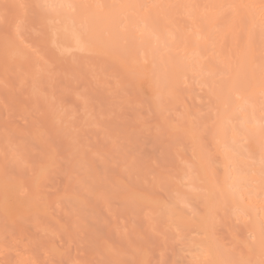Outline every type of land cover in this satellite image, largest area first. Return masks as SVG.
<instances>
[{"label":"bare ground","instance_id":"bare-ground-1","mask_svg":"<svg viewBox=\"0 0 264 264\" xmlns=\"http://www.w3.org/2000/svg\"><path fill=\"white\" fill-rule=\"evenodd\" d=\"M5 2L18 11L22 3L33 8L42 32L41 48L53 63L59 66L80 58L93 63L102 60L105 65L118 68L163 124L166 111L159 99H146L145 89L152 87L155 97L177 106L183 100V91L191 90V85L204 91L208 78L225 77L223 86L209 85L218 108L211 139L215 166L212 168L206 162L189 127L185 134L191 142V166L179 163L167 203L154 199L145 190L119 185L125 190L127 201L162 216L164 229L177 232L176 237L185 248V264H264V109L245 108L250 102L256 103L260 95L264 97V0ZM225 14L230 20L227 26L222 21ZM23 18L18 12L0 40L1 72L23 69L27 76L22 80L24 85L38 84L27 91V96L40 99L46 110L53 112L50 101L41 96L44 85L37 78L44 57L39 56V49L28 46L19 33ZM135 22L142 28L137 30ZM122 26L123 32L119 30ZM215 33L221 39L241 37V44L232 46L234 59L227 62L216 57L211 44ZM133 34L142 42L136 47L124 45L123 38ZM173 38L165 48L162 46ZM156 71L167 74L164 81L156 79ZM115 92L120 89L115 88ZM114 98L124 101L122 95ZM59 118L53 115L50 121L58 124ZM41 134L38 128L31 131L33 139L46 150ZM234 143L241 147L235 148ZM83 160L81 157L80 161ZM53 163L49 157L34 169L33 192L20 182L6 181L0 168V211L7 222H15L20 214L51 215L45 193L39 187ZM246 173H251V177ZM189 198L198 201L200 211L189 213L191 216L183 212L184 216L181 210L189 205ZM219 215L227 228L226 240L213 231ZM9 249L10 245L0 242V257ZM48 250L59 255L52 244ZM13 253L11 264L29 263L21 253ZM105 253L117 261L110 247H105ZM141 260L144 262L145 258Z\"/></svg>","mask_w":264,"mask_h":264},{"label":"rangeland","instance_id":"rangeland-1","mask_svg":"<svg viewBox=\"0 0 264 264\" xmlns=\"http://www.w3.org/2000/svg\"><path fill=\"white\" fill-rule=\"evenodd\" d=\"M4 2L0 0V40L10 21L18 12L22 14L19 33L28 46L39 49V56L44 57L37 78L44 85L41 96L50 101L53 112L47 111L40 99L27 96V91L38 84L25 86L22 80L27 76L23 69H6L4 74L0 65L1 174L6 181L20 182L33 192L34 169L49 157L54 163L39 187L45 193L51 215L20 214L9 223L0 211V242L10 245V251L1 254V263L11 264L14 250L30 264H185V248L180 245L177 232L164 229L162 216L127 201L119 183L145 190L154 199L167 203L179 163L191 166V142L185 134L189 127L207 158L204 159L213 168L211 139L218 108L209 85L223 86L225 77L208 78L204 91L191 85V90L183 91V100L177 106L155 97L152 87L145 89L146 99H159L166 111L163 124L118 68L105 65L102 60L93 63L80 58L59 66L53 63L41 48L42 32L33 8L22 3L24 8L20 5L18 11ZM222 21L224 26L230 22L226 14ZM135 25L139 30L140 24ZM119 30L125 31L123 26ZM211 39L216 57L227 62L235 57L232 46L242 42L241 37L221 39L217 33ZM174 40L162 46L165 48ZM141 42L134 34L123 38L128 47ZM166 75L155 73L161 81ZM115 88L120 92H115ZM115 95H122L124 101L115 99ZM245 108L264 109L263 95ZM53 115L60 117L58 124L51 123ZM33 128L42 130L46 150L31 136ZM233 146L238 149L241 144ZM246 175L251 177V173ZM199 211L194 198H189V205L181 210L184 216ZM226 229L219 215L213 231L226 240ZM51 244L59 250L58 256L49 252ZM105 247L113 250L117 261L107 256Z\"/></svg>","mask_w":264,"mask_h":264}]
</instances>
